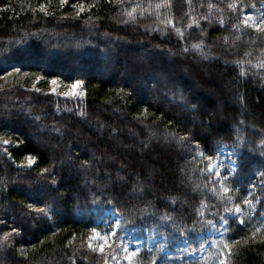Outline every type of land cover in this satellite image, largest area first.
Segmentation results:
<instances>
[{"label":"trees","instance_id":"16d2710c","mask_svg":"<svg viewBox=\"0 0 264 264\" xmlns=\"http://www.w3.org/2000/svg\"><path fill=\"white\" fill-rule=\"evenodd\" d=\"M263 4L0 0V77L18 70L84 89L0 87V264H107L111 249L89 237L108 208L121 218L117 243L132 227L197 249L237 205L220 248L228 264H264V31L243 23ZM213 75L234 99L220 115ZM225 147L238 164L221 181L208 169ZM157 256L144 249L130 264Z\"/></svg>","mask_w":264,"mask_h":264},{"label":"rangeland","instance_id":"374dc122","mask_svg":"<svg viewBox=\"0 0 264 264\" xmlns=\"http://www.w3.org/2000/svg\"><path fill=\"white\" fill-rule=\"evenodd\" d=\"M65 8V7H64ZM69 10L77 9L76 6L67 7ZM264 16V4L262 8L256 10L249 15H245V19H249L248 25L252 26L251 21H259V19ZM256 29V28H254ZM209 71L202 72L204 77H208ZM213 84L209 87V90L213 93L214 98H216L217 106L214 109L215 113L221 114V104H229L233 105L234 99L225 98L224 92H231V89L221 75H213L211 76ZM53 80V79H52ZM52 80H44L40 76H29L28 73L20 72L18 70L12 71L6 75L0 77V87L9 82L15 83H27V86H30L34 89L45 88V92L52 93L58 96H62L65 98H83L84 97V89L83 84L77 88L78 93H82V95H64V93L71 92L73 83L65 84L61 83L59 80H56L57 83L53 85L51 83ZM55 89V91H53ZM223 95V96H222ZM224 97V98H223ZM169 112V108L165 107ZM177 116L176 112H172ZM250 114V113H249ZM118 116V115H117ZM197 123V122H196ZM264 123V121H263ZM130 131V129L125 128L124 132ZM110 141V140H109ZM114 142L113 140L111 141ZM110 142V143H111ZM148 143V142H147ZM142 147H145L144 144L140 143ZM43 146H49L42 144ZM136 148V152H137ZM139 152V150H138ZM219 167H216V165ZM237 154L232 147H225L220 156L212 163V166L215 167V172H219L220 175L217 176L215 172L209 168L208 171L210 174H213L215 179H219L223 181L226 177L233 174L237 168ZM184 183V182H183ZM182 183V185H183ZM240 208V207H239ZM244 211L240 208V211H236V207L232 208L226 213L225 219L221 220L220 225H212V228L201 234L198 241L197 249H190L186 241H180L173 248L168 246L167 241L160 236L151 235L148 232L145 234L138 233L134 228H123L122 236L120 241L117 243L114 239L115 235H108V240L105 242L102 237L104 234L111 232H116L121 228V218L113 209H106L101 217L99 218L98 225L96 228V232L100 233L101 236L97 237L95 233L89 237V244L94 249L99 250V245L104 244V250L106 251L108 248L111 249L110 255L107 259V264H130L135 256L139 254L144 249L148 250H156L157 261L156 264H163L164 262L172 263V260H188V261H200L203 264H219V260L221 257H226L225 248H220L222 246L223 240L225 238V229L227 227L228 220L230 219H239L243 215ZM224 220H227V223H224ZM119 221V226L116 227V222Z\"/></svg>","mask_w":264,"mask_h":264},{"label":"snow or ice","instance_id":"6c2138e0","mask_svg":"<svg viewBox=\"0 0 264 264\" xmlns=\"http://www.w3.org/2000/svg\"><path fill=\"white\" fill-rule=\"evenodd\" d=\"M67 2H68V0H60V3H61L62 5H63V4H66ZM169 3H170V0H169ZM232 6H233V5H229V7H232ZM76 7H78V8L80 9V11H83V10H84V5H83V4H78V5H76ZM253 7H255V6L253 5ZM246 15H249V16H250V14H246ZM205 19H206V18H205ZM192 22L195 23V21H192ZM164 23H165V24L171 23V24H172V27L175 28V23H174L173 21L165 20ZM243 23L248 24V23H249V19H245V20L243 21ZM251 23H252V26H253L254 28H256L257 30H259V31H264V16H262V17L259 19V21L252 20ZM51 83H52L53 85H55V84L57 83V81H56L55 79H53V80L51 81ZM81 83H82V81H79V80L75 81V82L73 83V85H72V90H71V92L64 93V95H73V96L78 95V94H79V95H82V93H78V92H77V88L80 86ZM53 91H55V89H53ZM5 143H6V141H5ZM262 143H264V141H262ZM208 159H209V161H211V160H212V157L209 156ZM28 163H29V165L35 163V158L32 157V156H29V157H28ZM216 167H219V165L217 164ZM209 168H211V169L215 172V167H213L211 163L209 164ZM215 174H216L217 176L220 175L219 172H215ZM224 191H229V189H228V188H224ZM249 195H251V193H249ZM243 202H244L245 204H251V201H249V200H247V199H245ZM236 211H237V212L240 211V208H239L238 205L236 206ZM221 219L223 220V218H221ZM209 223H211V222H209ZM224 223L226 224V223H227V220H224ZM240 223H244V221L241 220ZM118 226H119V221L116 222V227H118ZM13 231H17V229H13ZM257 231H258V229H257ZM92 232L95 233L97 237H100V236H101L100 233H97V232H96V229H92ZM108 235H113V236H114L115 233L110 231L109 233L104 234L103 237H102V239H103L105 242H107V240H108ZM253 235H255V233H253ZM5 238L7 239V234H5ZM90 246H91V244H90ZM104 246H105L104 244H100V245H99V250H100L101 252L104 250ZM225 248H226V249L228 248V245H227V244L225 245ZM230 252H231V250L228 249V253H229V254H230ZM219 264H228L226 257H221L220 260H219Z\"/></svg>","mask_w":264,"mask_h":264}]
</instances>
